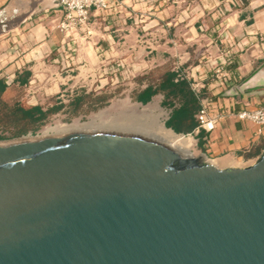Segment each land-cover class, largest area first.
Returning <instances> with one entry per match:
<instances>
[{"label":"water","instance_id":"1","mask_svg":"<svg viewBox=\"0 0 264 264\" xmlns=\"http://www.w3.org/2000/svg\"><path fill=\"white\" fill-rule=\"evenodd\" d=\"M0 264H264V151L221 169L124 131L0 140Z\"/></svg>","mask_w":264,"mask_h":264},{"label":"crops","instance_id":"2","mask_svg":"<svg viewBox=\"0 0 264 264\" xmlns=\"http://www.w3.org/2000/svg\"><path fill=\"white\" fill-rule=\"evenodd\" d=\"M120 1L123 7L113 19L99 15L88 28L66 31L58 0H0V12L5 11L0 25L7 33L0 36V78L14 82L19 72L30 70L29 92L50 97L61 93V80H96L113 65L141 73L185 70L195 81L221 67L230 84L200 85L215 97L213 115L225 116L197 138L198 145L221 169L252 164L264 151V138L256 135L255 124L230 113L264 103V76L238 95L226 93L264 63V0H147L155 6L140 10L129 7L130 0ZM156 98L161 106L163 96Z\"/></svg>","mask_w":264,"mask_h":264},{"label":"rangeland","instance_id":"3","mask_svg":"<svg viewBox=\"0 0 264 264\" xmlns=\"http://www.w3.org/2000/svg\"><path fill=\"white\" fill-rule=\"evenodd\" d=\"M127 4L131 8L136 7L137 10L155 6L154 1L148 2L147 0H130ZM6 34V28L3 30V26L0 25V36ZM117 39H119V37ZM109 71L111 72L110 74H106L105 77H98L96 80L81 82H69L67 79L65 81L61 80L63 87L61 93L50 97L29 92L26 86L19 87L13 84L12 88L16 92L14 97L9 100V103L13 105L16 102L24 101L28 105H40L44 109L56 105L59 101L67 105L62 112L51 116L48 123L37 131L35 135L31 132L28 135H45V132L48 133V135L57 134L56 128H66L65 130L67 131L72 130L73 126L76 125L79 128L81 127L80 129L82 130L124 131L147 137L163 138L172 142L173 145L185 150V143L191 140L192 146L189 152L194 156H198L202 153V148L198 145V139L194 135H185L184 137L183 134H177L179 138H175L176 136L174 137L172 133L166 129L162 130L161 127L165 126V121L170 116L173 109L159 106V104L155 103V100H157L155 97H153L152 101L147 105H142L134 100L135 96L147 86L156 84L164 78L168 73L166 69L159 73H155V70L149 71L148 73H141V71H135L131 67L113 65ZM173 72L177 73L179 78H185L194 85L208 83L202 80L195 81L193 78L190 80L185 70L177 69V71ZM83 93L92 94V98L96 96L112 98L109 105L98 111L78 117L70 116L68 108L69 103L76 95ZM208 94V90L205 88L202 89L200 96H206ZM161 99L163 101L164 96ZM178 105L179 104H177V106ZM87 106L86 104L85 107ZM14 130V127L5 126L0 128V135L9 137ZM256 159L257 158H254L248 163H252Z\"/></svg>","mask_w":264,"mask_h":264},{"label":"trees","instance_id":"4","mask_svg":"<svg viewBox=\"0 0 264 264\" xmlns=\"http://www.w3.org/2000/svg\"><path fill=\"white\" fill-rule=\"evenodd\" d=\"M31 77L32 72L24 69L17 74L14 82H7L5 78H0V128L5 126L15 128L9 137L0 135V140L21 138L30 132L35 135L48 123L51 116L62 112L67 107L62 101L47 109L40 105H28L24 101L11 105L9 100L16 92L12 85L27 86ZM160 94L164 96L161 106L173 109L170 118L166 121V127L176 134L195 135L199 125L196 116L201 109V104L191 88V83L185 78H179L175 72H168L158 83L151 84L138 93L134 100L147 105L153 97ZM92 96L87 93L76 95L68 106L70 116L78 117L98 111L109 105L112 98L103 96L92 98ZM86 104L87 107H85ZM203 134L204 131L195 137L199 138Z\"/></svg>","mask_w":264,"mask_h":264},{"label":"built area","instance_id":"5","mask_svg":"<svg viewBox=\"0 0 264 264\" xmlns=\"http://www.w3.org/2000/svg\"><path fill=\"white\" fill-rule=\"evenodd\" d=\"M58 6L65 13V21L61 24V29L66 31L77 30L79 28H88L91 24V18L103 16L106 20H111L115 15L120 14L123 4L120 0H58ZM221 67L208 72L205 76L206 80L218 81L220 86H225L231 83L229 75L221 73ZM183 79V78H182ZM206 85V84H204ZM204 85L191 84V88L200 100L201 109L196 118L199 123L195 131V135L201 132L211 133L217 123L225 116L223 113L213 115L212 109L215 106L214 96H200ZM200 86V87H199ZM238 120L251 122L257 126L256 135L264 138V103L259 105L254 110L243 109L236 113L231 112Z\"/></svg>","mask_w":264,"mask_h":264},{"label":"bare ground","instance_id":"6","mask_svg":"<svg viewBox=\"0 0 264 264\" xmlns=\"http://www.w3.org/2000/svg\"><path fill=\"white\" fill-rule=\"evenodd\" d=\"M81 128V127H80ZM80 128L78 127V126H76V125H74L73 126V129L72 130H65L66 128H56L55 130L57 131V134H63V133H66V132H70V131H75V130H80ZM87 128V127H86ZM162 128V130H167V131H169L170 133H172V135L175 137V138H177L179 135H177V134H175L173 131H171V130H168L165 126H162L161 127ZM48 131V130H47ZM45 135H48V133H46L45 132ZM50 135V134H49ZM185 137V136H184ZM171 138V137H170ZM179 138V137H178ZM182 138V137H181ZM162 140L163 141H165L167 144H169L170 146H172V147H174V148H177V149H179V150H181V151H183V152H186V153H189V149L191 148V146H192V141L190 140V141H188L187 143H185V148H186V150L185 149H182V148H179V147H177V146H175V145H173V143L172 142H170V141H168V140H166V139H163L162 138Z\"/></svg>","mask_w":264,"mask_h":264}]
</instances>
